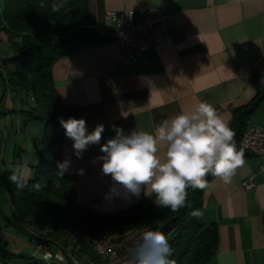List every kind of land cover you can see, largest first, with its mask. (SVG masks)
Here are the masks:
<instances>
[{
  "label": "crops",
  "instance_id": "1",
  "mask_svg": "<svg viewBox=\"0 0 264 264\" xmlns=\"http://www.w3.org/2000/svg\"><path fill=\"white\" fill-rule=\"evenodd\" d=\"M144 4L165 8L169 41L153 44L137 62L124 65L123 49L116 40L106 38L60 57L52 68L62 101L83 107L76 118H84L89 131L104 125L101 144L115 135L113 125L126 133L133 128L151 131L162 120L181 109L191 110L201 101L211 103L231 124L235 109L261 97L248 121L264 125V0H89L83 25L98 32L108 26L104 19L108 11L122 12ZM3 6L0 0V9ZM10 45L8 35L0 31V59L12 54ZM5 76L0 67V142L4 138L12 144V153L2 160L3 172L13 171L28 181L39 163L45 124L24 122L21 111L33 108L34 98L5 83ZM63 139L62 161L71 159L67 173L79 205L110 214L153 197L141 193L130 202L122 196L106 199L111 178L102 175V161L91 162L102 155L100 146L90 145L78 159L65 130ZM244 159L230 184L214 177L204 191L202 219L207 225L216 224L219 232L217 251L207 264H264L262 160L247 154ZM253 173L257 174L255 186L244 188L242 181ZM6 218L27 230L24 221L29 227L32 223L20 219L13 205ZM6 218L0 216V247L42 258L41 249L48 250V243L32 241ZM0 264L25 263L0 255Z\"/></svg>",
  "mask_w": 264,
  "mask_h": 264
},
{
  "label": "trees",
  "instance_id": "2",
  "mask_svg": "<svg viewBox=\"0 0 264 264\" xmlns=\"http://www.w3.org/2000/svg\"><path fill=\"white\" fill-rule=\"evenodd\" d=\"M53 5L59 6V10L53 11ZM88 13L89 0H4L0 9V31L8 35L12 50V54L3 59L6 64L4 81L14 89L31 93L34 98V107L21 111L24 122L39 120L45 124L34 176L28 181L18 176L24 185L18 188L10 180L14 172H3L4 185L12 205L20 219L38 224V229L35 226L30 228L40 237L36 240L38 243L55 242L64 253L69 252L79 258L98 259L92 243L101 235L132 228L154 229L162 223L164 227L161 231L166 234L171 248L169 258L175 264H207L218 248V226L207 225L202 215L199 218L190 215L193 210L202 213L204 191L189 188L187 200L191 207L177 212L156 207L153 196L130 208L99 214L77 203L67 172L63 178L56 175V165L62 161L64 146L60 118L77 117L83 107L68 106L62 101L52 68L60 57L105 41L94 29L84 27L83 21ZM261 99L258 97L234 110L230 126L236 133L238 151H242L239 141L248 118ZM15 112L10 110V113ZM213 178L211 174L207 177L209 182ZM82 234H87L89 238H82ZM0 255L7 261L16 259L25 264H67V261L72 264L69 258L63 263H48L2 247Z\"/></svg>",
  "mask_w": 264,
  "mask_h": 264
},
{
  "label": "clouds",
  "instance_id": "3",
  "mask_svg": "<svg viewBox=\"0 0 264 264\" xmlns=\"http://www.w3.org/2000/svg\"><path fill=\"white\" fill-rule=\"evenodd\" d=\"M59 6L53 5V11ZM65 135L72 140V148L78 159L90 145H99L102 155L92 163L102 161L101 173L111 178L112 185L106 199L122 196H154L153 204L158 208H169L173 212L191 207L188 189L206 191L212 185L209 174L228 185L239 168L245 164L244 153L237 150L235 131L209 102L201 101L191 110L181 109L162 120L151 131L133 128L127 133L122 127L113 125L115 135L101 144L105 131L97 124L91 131L84 118H60ZM163 150V154L161 151ZM71 166V159L57 162L56 175L63 178ZM83 169L79 174H83ZM11 182L18 188L24 185L14 173ZM190 215L199 218L202 213L193 210ZM164 225L144 230L127 249V264H175L170 259L171 248ZM47 258V257H45Z\"/></svg>",
  "mask_w": 264,
  "mask_h": 264
},
{
  "label": "built area",
  "instance_id": "4",
  "mask_svg": "<svg viewBox=\"0 0 264 264\" xmlns=\"http://www.w3.org/2000/svg\"><path fill=\"white\" fill-rule=\"evenodd\" d=\"M166 11L162 6L144 4L136 9L122 12L108 11L105 14L107 27L99 29L97 35L116 40L123 49L121 62L129 65L137 62L143 52L153 44L167 42L171 32L165 24ZM0 67L6 64L0 59ZM239 145L244 154L261 158L260 172H264V125L248 121L240 138ZM257 174L253 173L242 181L246 189L256 184ZM148 227L132 228L119 233L101 235L92 243V249L98 259L79 258L74 254L57 253L52 255L47 249H41L42 259L48 263H63L69 258L72 264H127V249ZM47 257V258H45Z\"/></svg>",
  "mask_w": 264,
  "mask_h": 264
},
{
  "label": "rangeland",
  "instance_id": "5",
  "mask_svg": "<svg viewBox=\"0 0 264 264\" xmlns=\"http://www.w3.org/2000/svg\"><path fill=\"white\" fill-rule=\"evenodd\" d=\"M11 145H12L11 140H7V139L2 138V142H0V210H1L0 216L3 218H6V212L8 214L12 213V202L10 200L8 193H7L6 188H4L5 185H4V181H3V165H2V160H3L4 156L6 158H8L9 155L12 153L11 152V149H12ZM23 225L29 226L28 221H24ZM31 225L33 227L35 226L37 229L39 227L35 221L32 222ZM28 228L30 229V227H28ZM30 231L32 232V229H30ZM80 236L84 239L89 238L87 234L86 235L82 234ZM48 246H49L48 250L52 255H55L56 252L63 253L61 247L55 242H48ZM34 257H36L38 259H42L40 256H37V255H34ZM66 263L69 264L68 261Z\"/></svg>",
  "mask_w": 264,
  "mask_h": 264
},
{
  "label": "water",
  "instance_id": "6",
  "mask_svg": "<svg viewBox=\"0 0 264 264\" xmlns=\"http://www.w3.org/2000/svg\"><path fill=\"white\" fill-rule=\"evenodd\" d=\"M11 225L16 228V230H18L19 232H21L22 234H24L25 236L29 237V238H33L34 240H39L40 237L30 231H28L27 229H25L24 227L16 224L15 222H13L12 220H10Z\"/></svg>",
  "mask_w": 264,
  "mask_h": 264
}]
</instances>
